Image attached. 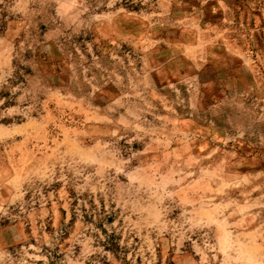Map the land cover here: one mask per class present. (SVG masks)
<instances>
[{"label":"rangeland","instance_id":"1","mask_svg":"<svg viewBox=\"0 0 264 264\" xmlns=\"http://www.w3.org/2000/svg\"><path fill=\"white\" fill-rule=\"evenodd\" d=\"M2 24L0 88L37 48L67 77L1 111L0 264H264V0H0Z\"/></svg>","mask_w":264,"mask_h":264},{"label":"trees","instance_id":"2","mask_svg":"<svg viewBox=\"0 0 264 264\" xmlns=\"http://www.w3.org/2000/svg\"><path fill=\"white\" fill-rule=\"evenodd\" d=\"M140 6V5H139ZM136 6H130V8L138 9ZM5 24L0 25V34L4 31ZM67 53V52H66ZM68 61V58H66ZM70 63V62H69ZM15 71L12 78L8 80L7 85L0 88V102H3L0 107V114L3 109L13 107L17 104V98L24 89L29 88V83L32 79L37 78L42 81V85L50 86V88L59 87V79H66L67 76H63L64 65L61 62H52L49 60L47 53L41 51L39 48L36 50H26L20 55V58L14 62ZM19 87L21 92L13 94L12 89ZM43 98L39 95L38 102ZM36 101L32 98L29 99V105H33ZM39 108V106H37ZM1 116V115H0ZM0 123H10L8 119H2L0 117ZM107 250L114 252L116 244L114 239H109L106 242ZM48 264H57L58 258L56 255L48 256ZM98 264H111L107 259H102Z\"/></svg>","mask_w":264,"mask_h":264}]
</instances>
